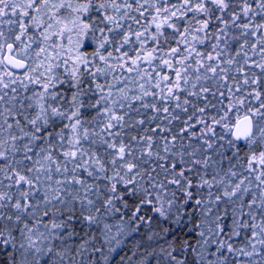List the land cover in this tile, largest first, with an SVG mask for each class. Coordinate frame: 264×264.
<instances>
[{"label": "snow or ice", "instance_id": "snow-or-ice-1", "mask_svg": "<svg viewBox=\"0 0 264 264\" xmlns=\"http://www.w3.org/2000/svg\"><path fill=\"white\" fill-rule=\"evenodd\" d=\"M0 264H264V0H0Z\"/></svg>", "mask_w": 264, "mask_h": 264}]
</instances>
